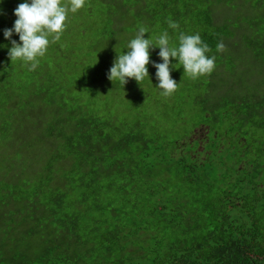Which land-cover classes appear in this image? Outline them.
I'll list each match as a JSON object with an SVG mask.
<instances>
[{"label":"trees","instance_id":"16d2710c","mask_svg":"<svg viewBox=\"0 0 264 264\" xmlns=\"http://www.w3.org/2000/svg\"><path fill=\"white\" fill-rule=\"evenodd\" d=\"M22 2L0 0V44ZM99 2L104 44L128 24L209 45L193 99L204 138L104 117L61 40L34 71L0 48V264H264V0Z\"/></svg>","mask_w":264,"mask_h":264},{"label":"rangeland","instance_id":"374dc122","mask_svg":"<svg viewBox=\"0 0 264 264\" xmlns=\"http://www.w3.org/2000/svg\"><path fill=\"white\" fill-rule=\"evenodd\" d=\"M66 21H69L72 27L67 25L59 40L65 48L74 47V50L70 49L72 52L68 50L72 62L70 74L80 73L85 77L88 86L94 89L93 92L97 91L103 96L99 100L104 117L113 116L129 125L139 123L148 136L158 137L162 141L181 140L190 134L194 138H204V130L201 127L193 129L195 124L202 120L201 111L193 102L199 93L195 85L196 79L185 75L174 76L173 71L176 69L171 71V77L179 86L170 96L162 95V90L155 87V71H150L151 63L148 65L151 81L146 78L140 85L134 79H129L123 87L117 81L99 80L97 78L107 77L117 53L123 54V51H126L125 44L134 38L137 30L131 31V27L126 24V32L123 35L112 38L113 44L111 41L108 43V40V44H104L102 40L106 30L110 29V21L104 14L99 0H85V6L76 13H69ZM80 30L82 33L78 32ZM160 34L146 33L145 38L149 35L154 41ZM16 36L18 37V34ZM51 44L53 43H50L49 47ZM156 49L158 48L151 50L152 61ZM51 53L50 51L48 54ZM41 59L44 57L39 58V61ZM183 77L188 80L181 82Z\"/></svg>","mask_w":264,"mask_h":264},{"label":"clouds","instance_id":"9594fccd","mask_svg":"<svg viewBox=\"0 0 264 264\" xmlns=\"http://www.w3.org/2000/svg\"><path fill=\"white\" fill-rule=\"evenodd\" d=\"M85 6V0H24L14 9L16 17L11 28L3 30V37L10 41L0 44V48H7L10 62L20 61L28 71H34L39 65V58L44 57L50 43L60 39L66 29L69 13H76ZM168 27L174 31L179 28L178 23L169 21ZM13 33L18 34L19 42L12 39ZM148 33L145 27H139L134 38L127 41L126 51L118 54L110 67L107 78L117 81L122 87L129 79H134L139 85L146 78L151 81L148 65L156 69L155 87L162 90V95L170 96L178 88L179 83L174 80L170 72L177 69V61L191 79H197L210 74L216 67L215 55H208L211 49L199 33H179L178 46L170 43L168 31L162 32L155 40L145 38ZM158 48V57L162 62L150 60L151 50ZM224 50L223 43L216 44V51ZM152 83V82H151Z\"/></svg>","mask_w":264,"mask_h":264}]
</instances>
